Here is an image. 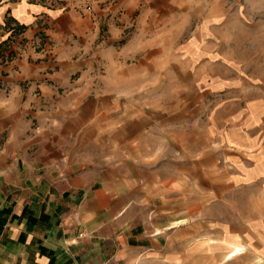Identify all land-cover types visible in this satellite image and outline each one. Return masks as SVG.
<instances>
[{
	"label": "crops",
	"instance_id": "1",
	"mask_svg": "<svg viewBox=\"0 0 264 264\" xmlns=\"http://www.w3.org/2000/svg\"><path fill=\"white\" fill-rule=\"evenodd\" d=\"M109 5L0 0V41L55 44L4 66L0 264H264V146L197 122V0Z\"/></svg>",
	"mask_w": 264,
	"mask_h": 264
},
{
	"label": "rangeland",
	"instance_id": "2",
	"mask_svg": "<svg viewBox=\"0 0 264 264\" xmlns=\"http://www.w3.org/2000/svg\"><path fill=\"white\" fill-rule=\"evenodd\" d=\"M118 2L110 0L109 7ZM197 29V77L200 86L209 78L215 88L199 95L198 124L216 130L219 148L243 141L255 150L259 143L264 146V0H197ZM54 47L47 34L15 37L11 48L17 54L5 63L0 60V91L10 90L7 72H2L7 63L30 49L53 54ZM256 188L250 191L251 200L258 194Z\"/></svg>",
	"mask_w": 264,
	"mask_h": 264
},
{
	"label": "trees",
	"instance_id": "3",
	"mask_svg": "<svg viewBox=\"0 0 264 264\" xmlns=\"http://www.w3.org/2000/svg\"><path fill=\"white\" fill-rule=\"evenodd\" d=\"M6 25L10 28L11 33L7 39L0 41V60L3 63L12 60L15 57L17 52L13 48H11V42L15 37L19 36V34L23 33L26 29V25L23 24L18 23L16 25H11L10 20L7 21ZM2 72H4L5 74V71Z\"/></svg>",
	"mask_w": 264,
	"mask_h": 264
},
{
	"label": "bare ground",
	"instance_id": "4",
	"mask_svg": "<svg viewBox=\"0 0 264 264\" xmlns=\"http://www.w3.org/2000/svg\"><path fill=\"white\" fill-rule=\"evenodd\" d=\"M234 251H235V250H234ZM234 251H233V252H234ZM240 252H241V251H240ZM237 253H239V252H237ZM232 257H233V255H232ZM230 258H231V257H230Z\"/></svg>",
	"mask_w": 264,
	"mask_h": 264
}]
</instances>
